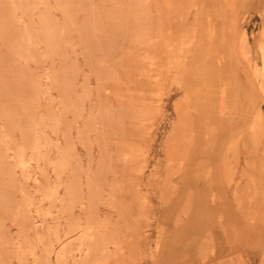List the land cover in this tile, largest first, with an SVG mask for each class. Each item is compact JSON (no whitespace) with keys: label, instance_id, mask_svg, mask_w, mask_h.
<instances>
[{"label":"rangeland","instance_id":"374dc122","mask_svg":"<svg viewBox=\"0 0 264 264\" xmlns=\"http://www.w3.org/2000/svg\"><path fill=\"white\" fill-rule=\"evenodd\" d=\"M263 17L264 0H0V264H264ZM187 95L206 132L188 157Z\"/></svg>","mask_w":264,"mask_h":264},{"label":"bare ground","instance_id":"6f19581e","mask_svg":"<svg viewBox=\"0 0 264 264\" xmlns=\"http://www.w3.org/2000/svg\"><path fill=\"white\" fill-rule=\"evenodd\" d=\"M221 1V0H220ZM194 5H195V3H194ZM210 8V7H209ZM208 9V8H207ZM221 9H222V7H221ZM205 10V9H204ZM210 11V10H209ZM215 13V12H214ZM218 13V12H217ZM230 13V12H229ZM239 13V12H238ZM235 14V13H234ZM249 14V13H248ZM204 15V14H203ZM219 15V14H218ZM263 15V14H262ZM201 16V15H200ZM199 17V16H198ZM203 17V16H202ZM221 17H223V16H221ZM248 17H249V15H248ZM252 17V16H251ZM264 18V17H263ZM262 18V19H263ZM263 21V20H262ZM230 23V22H229ZM212 24V23H211ZM210 25V24H209ZM213 25V24H212ZM244 26V25H243ZM262 26V25H261ZM205 27V26H204ZM243 28V27H242ZM230 29V28H229ZM201 30V29H200ZM204 30V29H203ZM221 30V29H220ZM207 31V30H206ZM201 33V32H200ZM205 33V32H204ZM206 34V33H205ZM213 34V33H212ZM215 35H217V34H215ZM241 35V34H240ZM243 36H242V43H243V41H245V43L247 42V43H249L248 41H247V34L246 33H243L242 34ZM200 36V35H199ZM205 36V35H204ZM220 37H221V35H220ZM217 38V37H216ZM234 38V37H233ZM193 39V38H192ZM222 39V38H221ZM193 41V40H192ZM192 41L190 42L189 41V39L187 38V39H184L183 41H182V46H181V50H179L178 52H179V54H178V56H176V58H177V60L176 59H174V61H175V63L178 61V59H179V61L181 60V58L180 57H182V55H183V53L185 52V50L191 45V43H192ZM198 41V40H197ZM219 41V40H218ZM231 41V40H230ZM220 42V41H219ZM233 42V41H232ZM252 42V41H251ZM206 43V42H205ZM229 43V42H228ZM215 44V43H214ZM217 44V43H216ZM229 45V44H228ZM243 45H244V43H243ZM248 45V44H247ZM219 46H220V44H219ZM198 47V46H197ZM203 47V46H202ZM217 47V46H216ZM232 47V46H231ZM242 47V46H241ZM197 49V48H196ZM202 49V48H201ZM205 47H204V51H205ZM217 49V48H216ZM199 50H200V48H199ZM241 50H242V48H241ZM223 51H226L225 49L223 50ZM201 52V51H200ZM233 52V51H232ZM236 53V52H235ZM242 53H243V56L247 59V60H249L251 63H253V61H254V59H252V54L251 53H247L245 50H244V48H243V50H242ZM260 53H261V58H262V61H263V65H261V67H259V65L257 64V63H253V67H254V70H255V73H256V75H258V76H260L261 78H262V82L260 83L261 84V86H262V88H263V90H264V43L262 42V44L260 45ZM176 54V55H177ZM180 55V56H179ZM196 55V54H195ZM199 55V54H198ZM225 55V54H224ZM231 55V54H230ZM229 56V55H228ZM239 56V55H238ZM226 57V56H225ZM237 57V56H236ZM175 58V57H174ZM229 58V57H228ZM202 59V58H201ZM204 59V58H203ZM150 60V59H149ZM229 61V60H228ZM243 62V61H242ZM245 62V61H244ZM197 63H199V62H196V61H193L192 60V62L190 63V71H189V73H192V74H195V73H197L198 72V70L200 69L199 68V66H198V64ZM189 64V63H188ZM244 64H246V63H244ZM147 66V68H149L148 66H150V63H149V65L147 64L146 65ZM152 66H150V68H151ZM155 68V67H154ZM153 67L151 68L152 70L154 69ZM175 68V67H174ZM150 70V69H149ZM249 70V69H248ZM202 71V70H201ZM146 72V71H145ZM151 70H150V76H154V74H151ZM155 72V71H154ZM171 72V71H170ZM149 73V72H148ZM156 73V72H155ZM164 70H162V71H159V75H160V77H159V79H158V82L156 83L157 84V87H162V85H164V84H166V78H167V75L166 76H164ZM255 73H254V75H255ZM252 75V74H251ZM200 76V75H199ZM165 77V79H163ZM189 77V76H188ZM151 78V77H150ZM202 78V77H201ZM253 78V77H252ZM256 78V77H255ZM168 79V78H167ZM200 80V79H199ZM214 82H215V80H214ZM252 82H254V81H252ZM164 83V84H163ZM168 83V82H167ZM259 84V85H260ZM213 86V85H212ZM260 86V87H261ZM233 87V86H232ZM163 88V87H162ZM213 88V87H212ZM257 88V87H256ZM165 89V88H164ZM159 90H161L160 88H159ZM132 91V90H131ZM255 91V90H254ZM262 91V90H261ZM155 92V91H154ZM157 92V91H156ZM130 93V92H129ZM158 93V92H157ZM157 93H156V95H157ZM214 93V92H213ZM158 94H160V93H158ZM135 95V94H134ZM164 95V94H163ZM227 95H228V90H226V89H222V102H221V105H222V110H224L223 108H224V104L225 103H227V101H226V97H227ZM131 96H133V95H131ZM202 97V96H201ZM157 98V97H156ZM159 99V98H158ZM200 102V101H199ZM220 103V102H219ZM201 104H202V102H201ZM204 105V104H203ZM182 106V107H181ZM220 106V105H219ZM187 108L189 111H191V113H193L194 114V116L193 117H195V120H194V123H193V128H192V132H190V133H192L191 135H193V137H192V141H191V145H190V147H188V149L186 150V151H188V154H187V157H188V155H189V152H190V150H191V148L193 147V145H194V143H195V141H196V139H197V136H199L200 135V133L199 132H201V135H205V130L203 129L202 131H200V130H198V128H197V111H196V109L193 107V105H192V101H191V98H190V96L189 95H187V96H185V98L179 103V105L177 106V113H178V115L179 116H181L180 114L182 113V112H180L181 110H180V108ZM160 108V107H159ZM184 108V109H185ZM186 109V110H187ZM214 109V108H213ZM183 111V110H182ZM264 111V110H263ZM185 112V111H184ZM186 113V112H185ZM184 113V114H185ZM149 115V114H148ZM142 116V115H141ZM182 116L184 117V115L182 114ZM192 116V115H191ZM183 117H182V120H180V122H182L183 121ZM203 117V116H202ZM218 117V116H217ZM264 117V116H263ZM143 118V117H142ZM147 118V117H146ZM192 118V117H191ZM256 118V117H255ZM132 119H133V117H132ZM201 119H203V118H201ZM208 119V118H207ZM218 119V118H217ZM263 119V118H262ZM134 120V119H133ZM142 120V119H141ZM152 120V119H151ZM193 120V119H192ZM264 120V119H263ZM135 121H137L136 120V118H135ZM144 121V120H143ZM148 121V120H147ZM213 121V120H212ZM141 121H139V123H140ZM153 122V121H152ZM174 122V121H173ZM202 122V121H201ZM214 122H216L215 120H214ZM213 122V123H214ZM220 122V121H219ZM203 123H205V122H203ZM142 124H145V126H146V124H148V123H142ZM209 124V123H208ZM215 124V123H214ZM213 124V125H214ZM149 125V124H148ZM200 125V124H199ZM198 125V126H199ZM211 125H212V122H211ZM251 125V124H250ZM151 126V125H150ZM192 126V125H191ZM203 126V128H204V125H202ZM217 126V125H216ZM213 127V126H212ZM215 127V126H214ZM218 128H219V126H218ZM217 128V129H218ZM230 128V127H229ZM228 129V128H227ZM176 130H177V128H176ZM191 130V129H190ZM211 130V126H210V124H209V126H207L206 127V131H210ZM249 130V129H248ZM199 131V132H198ZM215 131V130H214ZM229 131H230V129H229ZM247 131V130H246ZM211 132V131H210ZM209 132V133H210ZM216 132V131H215ZM214 132V133H215ZM232 132V131H231ZM177 133H178V130H177ZM225 133V132H224ZM216 134H218V133H216ZM233 134H235V133H233ZM262 134V133H261ZM220 136V135H219ZM208 137V136H207ZM217 137V136H216ZM233 137V136H232ZM202 138V137H201ZM219 138V137H218ZM260 138V137H259ZM206 139V138H205ZM209 139V138H208ZM224 139V138H223ZM229 139V138H228ZM227 139V140H228ZM262 139V138H261ZM177 140V139H176ZM175 140V141H176ZM217 140V138L215 139V141ZM246 140V139H245ZM260 140V139H259ZM174 141V142H175ZM215 141H214V143H215ZM226 141V140H225ZM216 142H218V141H216ZM227 142V141H226ZM230 142V141H229ZM177 143V142H176ZM179 143H180V141H179ZM150 144V143H149ZM222 144V143H221ZM249 143H247V145H248ZM172 145H173V143H172ZM215 145V144H214ZM178 146H179V144H178ZM212 146V145H211ZM221 146V145H220ZM231 146V145H230ZM235 146H237V145H235ZM235 146L233 147V154L234 155H236L235 153V151H236V149L237 148H235ZM238 146H239V144H238ZM237 146V147H238ZM172 147V146H171ZM169 148V155H170V161H168L169 163L168 164H170V165H174L175 164V160H174V158H173V155H174V153H173V148ZM173 147H174V145H173ZM176 147V146H175ZM180 147H181V144H180ZM179 147V148H180ZM208 147V146H207ZM248 147V146H247ZM178 148V147H177ZM209 148V147H208ZM212 148V147H211ZM219 148V147H218ZM149 149V148H148ZM202 149V148H201ZM205 150H206V148H204ZM146 150H147V148H146ZM179 150V149H178ZM237 150H239V149H237ZM251 150V149H250ZM220 151V150H219ZM247 152V151H246ZM199 153V152H198ZM215 153H217V152H215ZM228 153V152H227ZM229 153H230V151H229ZM248 153H249V151H248ZM219 154H221V152L220 153H218V155ZM231 154H232V152H231ZM239 154V153H238ZM204 155V154H203ZM229 155V154H228ZM250 156V155H249ZM187 157L181 162V167H180V169H182L184 166H185V161H186V159H187ZM258 157V156H257ZM192 158V157H191ZM212 158V157H211ZM220 158V157H219ZM222 158V157H221ZM232 158H233V156H232ZM199 159V158H198ZM235 159V158H234ZM220 160V159H219ZM253 160V159H252ZM254 161V160H253ZM221 162V161H220ZM242 162V161H241ZM210 163V162H209ZM208 163V164H209ZM231 163V162H230ZM237 163V162H236ZM260 163V162H259ZM24 164V163H23ZM191 164V163H190ZM199 164V163H198ZM232 164V163H231ZM230 164V165H231ZM234 164V163H233ZM257 164V163H256ZM200 165V164H199ZM198 165V166H199ZM218 165V164H217ZM219 165H221V163L219 164ZM219 165L218 166H216V167H219ZM226 165V164H225ZM229 165V164H228ZM235 165V164H234ZM261 165V164H260ZM205 166H206V163H205ZM208 166V165H207ZM262 166V165H261ZM203 167V166H202ZM232 167V166H231ZM241 167V166H240ZM256 167V166H255ZM187 168V167H186ZM207 168V167H206ZM213 168V167H212ZM238 168V167H237ZM180 169L178 170L179 172H181L180 171ZM196 169V168H195ZM189 170H191V169H189ZM194 170V169H193ZM216 170V169H215ZM228 170V169H227ZM230 170V169H229ZM177 171V173H179ZM187 171V170H186ZM206 171V170H205ZM219 171V170H218ZM252 171H253V169H252ZM210 172V171H209ZM221 172V171H220ZM263 172V171H262ZM175 171H173L172 172V175L174 174L175 175ZM196 173V172H195ZM198 173V172H197ZM207 173V172H206ZM234 173H236V171H234ZM187 174V173H186ZM199 174V173H198ZM209 174V173H208ZM219 174V173H218ZM218 174L216 175V176H218ZM242 174H244V173H242ZM173 175V176H174ZM227 175V174H226ZM258 175V174H257ZM195 176V175H194ZM205 176V175H204ZM207 176V175H206ZM161 177V176H160ZM203 177V176H202ZM219 177H220V175H219ZM218 177V178H219ZM224 177V176H223ZM225 177H227V179H226V181H228V182H231L232 181V178L229 176V175H227V176H225ZM256 177V176H255ZM261 177V176H260ZM172 176H171V178H167V179H170L171 180V193H170V195L169 196H172V195H174L175 193H176V184H175V182L172 180ZM188 178V177H187ZM262 178V177H261ZM195 179V178H194ZM204 179V178H203ZM202 179V180H203ZM215 181H217V183L216 184H218V182H220V181H218V180H216V178L214 179ZM235 180V179H234ZM258 180V179H257ZM261 180V179H260ZM264 180V179H263ZM212 182H213V180H211ZM179 182V181H178ZM193 182V181H192ZM205 182H206V180H205ZM249 182V181H248ZM261 182V181H260ZM259 182V183H260ZM223 183V182H222ZM247 183V182H246ZM192 184V183H191ZM194 184V183H193ZM229 184V183H228ZM248 184V183H247ZM184 185H187V184H184ZM219 185V184H218ZM221 185V184H220ZM251 186H252V184H250ZM198 186H199V183H198ZM260 186V185H259ZM212 187H214V186H212ZM241 187V186H240ZM240 187H239V189H240ZM185 188V187H184ZM209 188V187H208ZM225 187H223V189H224ZM187 189V188H186ZM239 189L237 188V191H239ZM244 189V188H243ZM246 189V188H245ZM225 190V189H224ZM251 190V189H250ZM260 190V192H261V188L259 189ZM181 191H183V190H181ZM244 191V190H243ZM213 192V191H212ZM232 192V191H231ZM240 192V191H239ZM264 192V191H263ZM245 193V192H244ZM182 194H183V192H182ZM185 194V193H184ZM217 194V193H216ZM218 194H219V192H218ZM223 194V193H222ZM238 194V193H237ZM221 195V194H220ZM235 195H236V193H235ZM183 196V195H182ZM222 196V195H221ZM246 196H247V199H248V203H249V201L251 202L252 201V198H253V195H252V193H251V191H250V195H249V197H250V199H249V197H248V195H247V193H246ZM259 196V195H258ZM264 196V195H263ZM234 198V197H233ZM181 199V198H180ZM261 199V198H260ZM194 200V199H193ZM224 200H226V199H224ZM188 201V200H187ZM199 201V200H198ZM208 201H210V200H208ZM237 201V200H236ZM263 201H264V199H263ZM179 202V201H178ZM195 202V201H194ZM211 202V201H210ZM246 202V201H245ZM200 203V202H199ZM179 204V203H178ZM181 204H182V202H181ZM247 204V203H246ZM250 204V203H249ZM263 204V203H262ZM261 204V205H262ZM177 205V204H176ZM201 205V204H200ZM243 205V204H242ZM178 206V205H177ZM181 206V205H180ZM197 206V205H196ZM244 206V205H243ZM247 206V205H246ZM264 206V205H263ZM198 207H200V206H198ZM202 207H203V205H202ZM201 207V208H202ZM210 207H212V206H210ZM230 207V206H229ZM248 207V206H247ZM206 208V207H205ZM261 208H262V206H261ZM198 209H200V208H198ZM208 209V208H207ZM216 209V208H215ZM242 209H246V208H244V207H242ZM241 209V210H242ZM263 209V208H262ZM170 210V209H169ZM174 210V209H173ZM175 210H177V208H175ZM179 210V209H178ZM194 210V209H193ZM238 210H239V208H238ZM188 211V210H187ZM202 211V210H201ZM209 211V210H208ZM216 211V210H215ZM248 211V210H247ZM264 211V210H263ZM199 212H200V210H199ZM244 211H242L241 213H243ZM209 213V212H208ZM241 213H238V214H241ZM203 214V213H202ZM201 214V215H202ZM237 214V213H236ZM251 214V213H250ZM193 215V214H192ZM213 215V214H212ZM195 216V215H194ZM209 216V215H208ZM263 216V215H262ZM201 217V216H200ZM205 217V216H204ZM213 217V216H212ZM192 218V217H191ZM194 218V217H193ZM192 218V219H193ZM196 218H197V215H196ZM208 218V217H207ZM211 218V217H210ZM215 218V217H214ZM244 218V217H243ZM204 219V218H203ZM217 219V218H216ZM245 219V218H244ZM194 220H195V218H194ZM194 220H193V222H194ZM207 220V219H206ZM208 220H209V218H208ZM232 220V219H231ZM235 220V219H234ZM238 220V219H237ZM214 221V220H213ZM217 221V220H216ZM239 221V220H238ZM264 222V221H263ZM198 223V222H197ZM200 223H201V221H200ZM210 223V222H209ZM223 223V222H222ZM235 223V222H234ZM204 224V223H203ZM200 225V224H199ZM192 226V225H191ZM237 226H240V225H237ZM258 226V225H257ZM193 227V226H192ZM196 227V226H195ZM215 227V226H214ZM243 227V226H242ZM187 228V227H186ZM189 228V227H188ZM191 228V227H190ZM205 228V227H204ZM213 228V227H212ZM235 228V227H234ZM246 228V227H245ZM261 228V227H260ZM229 229V228H228ZM236 229H238V228H236ZM240 229V228H239ZM257 229V228H256ZM159 231H160V229H158ZM242 231V230H241ZM230 234V233H229ZM233 234H235V233H233ZM237 234V233H236ZM188 235V234H187ZM209 236V235H208ZM239 236V235H238ZM216 237V236H215ZM241 237H242V235H241ZM217 239V238H216ZM240 240V239H239ZM237 241V240H236ZM235 241V242H236ZM157 243V242H156ZM159 243L160 242H158V245H159ZM262 243V242H261ZM259 244V243H258ZM177 245V244H176ZM173 246V245H172ZM260 246V245H259ZM263 246V244L260 246V247H262ZM159 248H160V246H158ZM175 248V247H174ZM178 248V247H177ZM170 252V251H169ZM175 252H177V250H175ZM173 253V252H172ZM202 255V254H201ZM175 256V255H174ZM154 260L156 259V254H154ZM210 257V256H209ZM242 257V256H241ZM245 260V259H244ZM156 261V260H155ZM257 261V260H256ZM247 262V261H246ZM254 262V261H253ZM259 262V261H258ZM257 262V263H258ZM155 263V262H154ZM248 263V262H247ZM254 264V263H253Z\"/></svg>","mask_w":264,"mask_h":264}]
</instances>
